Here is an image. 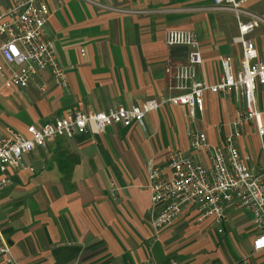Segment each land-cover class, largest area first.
I'll use <instances>...</instances> for the list:
<instances>
[{
  "label": "crops",
  "instance_id": "obj_1",
  "mask_svg": "<svg viewBox=\"0 0 264 264\" xmlns=\"http://www.w3.org/2000/svg\"><path fill=\"white\" fill-rule=\"evenodd\" d=\"M16 0H2L9 5ZM49 9L48 38L67 86H56L49 71L26 89L0 85V133L25 134L73 110L105 112L135 102L169 96L168 66L187 63L186 47H168L165 34H195L202 54L198 78L215 84L221 62L230 57L236 72L242 55L238 23L212 0H43ZM243 21L258 26L246 39L264 52V0H249ZM44 85L40 95L35 85ZM256 105L264 112V85L256 88ZM240 102L206 94L203 114L192 119L188 109L164 103L149 113L143 127L113 125L103 134L73 140L53 138L24 158L26 168L13 171L0 193V230L12 264H244L255 232L250 214L226 208L227 221L218 234L211 220L197 221L185 207L173 225L157 236L150 225L147 167L169 173L167 155L181 151L194 162L187 131L206 135L221 145ZM251 163L264 162L254 125L238 140ZM112 187L116 194L112 195ZM0 264H6L0 258ZM249 264H264V252Z\"/></svg>",
  "mask_w": 264,
  "mask_h": 264
},
{
  "label": "built area",
  "instance_id": "obj_2",
  "mask_svg": "<svg viewBox=\"0 0 264 264\" xmlns=\"http://www.w3.org/2000/svg\"><path fill=\"white\" fill-rule=\"evenodd\" d=\"M217 10L230 11L238 23L242 55L235 72L232 59L221 62V75L215 84L198 78L202 65L199 42L194 33L170 30L165 34L168 47H186L187 63L168 66V98L135 102L129 107L118 106L105 112L73 110L41 127L31 125L25 134L0 133V193L8 186L13 171L26 168L24 158L37 148L46 149L53 138L73 140L93 133L103 134L113 125L143 127L145 117L167 103L188 109V115L203 114L206 94L221 95L240 102L237 116L229 124L224 142L212 147L204 133L187 131L191 151L202 155L205 162H194L181 151L167 155L165 175L163 169L148 164L151 204L156 209L150 225L157 236L170 228L185 207L197 213L198 223L206 219L218 234L227 221L226 208L245 210L250 214L255 236L251 255L243 259L249 264L252 255L264 252V168L243 156L238 146L245 127L254 125L261 141L264 156V112L256 105V88L264 85V52L258 53L253 42L246 37L258 26L256 20L243 21L247 13L243 6L249 0H212ZM49 9L43 0H16L4 5L0 0V85L26 89L34 78L49 71L56 86L66 88V72L56 62L55 48L48 38ZM40 95L44 85L36 84ZM112 195L116 188L112 187ZM0 258L12 264L10 248L0 230ZM136 264H158L153 259ZM169 264H177L170 262Z\"/></svg>",
  "mask_w": 264,
  "mask_h": 264
},
{
  "label": "rangeland",
  "instance_id": "obj_3",
  "mask_svg": "<svg viewBox=\"0 0 264 264\" xmlns=\"http://www.w3.org/2000/svg\"><path fill=\"white\" fill-rule=\"evenodd\" d=\"M262 168H264V162L263 163H261V165H260Z\"/></svg>",
  "mask_w": 264,
  "mask_h": 264
}]
</instances>
